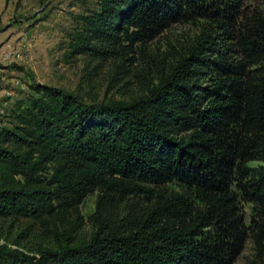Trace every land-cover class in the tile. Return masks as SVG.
Listing matches in <instances>:
<instances>
[{
    "label": "trees",
    "instance_id": "16d2710c",
    "mask_svg": "<svg viewBox=\"0 0 264 264\" xmlns=\"http://www.w3.org/2000/svg\"><path fill=\"white\" fill-rule=\"evenodd\" d=\"M97 1L84 30L99 42L90 50L106 55L120 39L132 46L174 23H203L131 102L86 103L33 86L17 125L0 129V219L32 220L57 248L31 255L6 242L0 264H233L249 238L263 252L264 9L246 0ZM85 36L76 47L91 43ZM173 182L181 189L162 190ZM94 192L96 231L61 238L59 223Z\"/></svg>",
    "mask_w": 264,
    "mask_h": 264
},
{
    "label": "rangeland",
    "instance_id": "374dc122",
    "mask_svg": "<svg viewBox=\"0 0 264 264\" xmlns=\"http://www.w3.org/2000/svg\"><path fill=\"white\" fill-rule=\"evenodd\" d=\"M245 5L264 9V0H246ZM97 9V0H0V129L17 125L15 109L34 93L35 85L63 89L86 103L131 102L146 95L193 43L203 23H174L154 39L132 46L120 39L122 44L106 55L90 50L99 42L84 30V17ZM81 33L86 35L83 42L91 43L80 49L76 45ZM261 164L251 161L248 166ZM180 189L174 182L162 188ZM97 194L87 196L77 213L59 223L61 238L66 240V232L77 243L96 231L91 215ZM243 209L248 216L251 205L243 204ZM23 232L21 244L12 245ZM0 240V245L7 242L31 255L29 248H57L52 235L43 236L36 223L21 217L0 219ZM233 264H264V251L259 252L249 238Z\"/></svg>",
    "mask_w": 264,
    "mask_h": 264
},
{
    "label": "built area",
    "instance_id": "2783aa9c",
    "mask_svg": "<svg viewBox=\"0 0 264 264\" xmlns=\"http://www.w3.org/2000/svg\"><path fill=\"white\" fill-rule=\"evenodd\" d=\"M5 57H7V55L5 54ZM0 243H3V241L2 240H0Z\"/></svg>",
    "mask_w": 264,
    "mask_h": 264
}]
</instances>
